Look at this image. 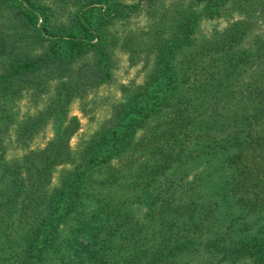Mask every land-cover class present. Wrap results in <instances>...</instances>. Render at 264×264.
<instances>
[{
	"label": "trees",
	"instance_id": "obj_1",
	"mask_svg": "<svg viewBox=\"0 0 264 264\" xmlns=\"http://www.w3.org/2000/svg\"><path fill=\"white\" fill-rule=\"evenodd\" d=\"M232 1L243 17L182 74L177 54ZM184 2L0 0V264H264V72L248 75L264 41L240 48L264 0ZM145 6L150 29L115 33ZM124 46L154 55L148 79L72 147V103L113 80Z\"/></svg>",
	"mask_w": 264,
	"mask_h": 264
},
{
	"label": "rangeland",
	"instance_id": "obj_2",
	"mask_svg": "<svg viewBox=\"0 0 264 264\" xmlns=\"http://www.w3.org/2000/svg\"><path fill=\"white\" fill-rule=\"evenodd\" d=\"M185 0H179L178 4L180 8ZM172 0H164L162 6H158V12H162ZM178 2V0H177ZM184 5H188L184 2ZM199 10V7L195 8ZM244 12L238 9L235 2H231L228 6L224 7L221 14L214 19H204L200 24V29L198 32V38L196 41V46L193 48H185L176 56V63L178 70L180 69L182 74H184L187 66L190 54L195 52L200 48V44L207 38H211L216 35L217 32L222 31L230 22L236 21L243 17ZM157 21V15L151 9L145 6L144 10L139 12V14L130 18V20L124 24H117L115 33L121 38H130L132 36L140 38L142 32H146ZM171 18L169 17L167 26L172 25ZM264 41V16L259 18L254 22L253 34L251 38L247 41V44H243L240 48L248 46L252 50H256V43ZM125 48H118L115 51V70L114 77L110 83L103 84L93 91L89 92L84 98L76 99L70 109V116L77 117L80 121V128L73 134L70 143L72 147H75L80 141H86L91 138L100 128L103 126L104 122L110 117L114 107L124 99V97L131 92L136 86L143 84L147 79L154 67V55L145 53H135L134 55L129 52L130 48L124 46ZM253 60H257L255 57ZM249 68L251 71L248 75L256 72H264V61H257V63L251 62ZM256 71V72H255ZM262 74V73H261ZM189 84V83H188ZM191 84V83H190ZM22 111L29 109L31 112L34 110L32 103L23 101ZM53 136V130L51 127H47L43 132H41L37 138H35L32 143V147H43ZM22 154L20 149L10 150L11 157L14 154ZM137 155L139 152L136 153ZM136 156L134 155V158ZM62 166H58L55 173L52 176V181L54 184L58 182L59 170ZM133 171V170H132ZM129 180L127 175L124 178V182ZM261 221H264L262 218ZM262 225V222L259 223ZM193 264H201L198 258L193 259ZM206 263V262H205ZM204 264V263H203ZM237 264H249L248 261L243 260Z\"/></svg>",
	"mask_w": 264,
	"mask_h": 264
}]
</instances>
